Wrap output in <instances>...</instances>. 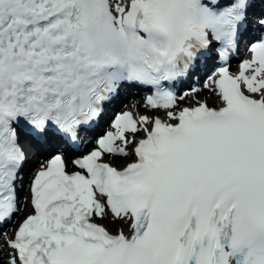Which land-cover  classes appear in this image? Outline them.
I'll return each instance as SVG.
<instances>
[{
    "label": "snow or ice",
    "instance_id": "obj_1",
    "mask_svg": "<svg viewBox=\"0 0 264 264\" xmlns=\"http://www.w3.org/2000/svg\"><path fill=\"white\" fill-rule=\"evenodd\" d=\"M259 5L0 0V228L21 211V141L48 153L32 214L0 231V264H264ZM242 43L250 55L232 72ZM202 72L217 107L199 88L174 91ZM135 88L152 111L108 118ZM109 214L115 234L95 222Z\"/></svg>",
    "mask_w": 264,
    "mask_h": 264
},
{
    "label": "bare ground",
    "instance_id": "obj_2",
    "mask_svg": "<svg viewBox=\"0 0 264 264\" xmlns=\"http://www.w3.org/2000/svg\"><path fill=\"white\" fill-rule=\"evenodd\" d=\"M199 99L202 100V101L203 100H206V101L216 100V101H218V98L215 95H213L212 93H210L208 89L203 90L202 92L199 93ZM126 108L132 109V110H134L136 112H139L141 114H149L152 111L150 109H148V110L144 109L143 108V102L136 101V100H133V101L129 102L128 106L125 107V109ZM161 113H163V112H161ZM34 153L35 152L32 151V152H30V155H33ZM108 159H113L114 163L116 162V164L118 166L122 167V166L126 165L128 162H130V159L131 158H129L128 160H125L123 158H112V157H108ZM35 163H36L35 165H37V168L36 169L38 170V168L40 167V164L42 162H35ZM29 172H30V168L29 167H26L24 169V171H23V178L24 179L25 178H28ZM24 206L27 207L28 204L25 202V205ZM29 213H31V212H29ZM18 223H19L18 219L16 221H14V224H18ZM102 223H104L106 226H108L110 232H112L113 234H115L117 232V230L121 227V225L119 223L113 221L111 219V217H108V218L104 219ZM6 231L8 232L9 235H10V232H14L13 225L10 226V227H8L6 229ZM125 232L127 234V229L126 228H125Z\"/></svg>",
    "mask_w": 264,
    "mask_h": 264
},
{
    "label": "rangeland",
    "instance_id": "obj_3",
    "mask_svg": "<svg viewBox=\"0 0 264 264\" xmlns=\"http://www.w3.org/2000/svg\"><path fill=\"white\" fill-rule=\"evenodd\" d=\"M28 149H29V153L33 151V148H31V147H29V146H28ZM102 221H103V220H101V222H102Z\"/></svg>",
    "mask_w": 264,
    "mask_h": 264
}]
</instances>
